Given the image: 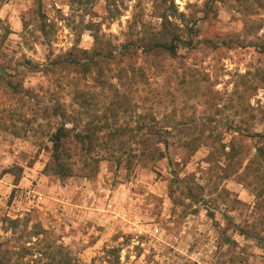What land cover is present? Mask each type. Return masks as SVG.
<instances>
[{
	"label": "rangeland",
	"instance_id": "rangeland-1",
	"mask_svg": "<svg viewBox=\"0 0 264 264\" xmlns=\"http://www.w3.org/2000/svg\"><path fill=\"white\" fill-rule=\"evenodd\" d=\"M168 33L192 45L142 52ZM106 121L133 131L72 139L73 175L44 171L61 124ZM263 125L264 0H0V264H264V201L224 171L231 146L256 152L236 127ZM25 188L46 200L18 213Z\"/></svg>",
	"mask_w": 264,
	"mask_h": 264
},
{
	"label": "trees",
	"instance_id": "trees-1",
	"mask_svg": "<svg viewBox=\"0 0 264 264\" xmlns=\"http://www.w3.org/2000/svg\"><path fill=\"white\" fill-rule=\"evenodd\" d=\"M41 19V30L45 32V16L40 13ZM163 18V24L168 21V18L166 16ZM165 27V26H164ZM191 46V41H183L180 39L179 36H177L175 33H168L164 34L161 39L152 38L150 39L145 45H143L144 50L142 52H153L158 50H163L170 55H175L178 52L179 46ZM131 49H134V46H131L129 44H125L122 46L121 51L118 55L124 56L126 55ZM138 50V48H135V51ZM82 53L88 54L89 51L83 50ZM113 51H110L107 54H102L101 52H96L95 54L98 57H108L112 56ZM70 56H73V53H69ZM74 63V62H73ZM71 63V64H73ZM111 111L114 110L113 118L114 120L118 117V113L121 110L120 106L116 107L115 109H111ZM62 118H65V114L61 115ZM107 117H105L106 119ZM129 127H121L118 125H114L113 127L111 125H107L104 123V126L99 127L98 130H95L93 132H89L86 134H78L74 133L72 134V130L67 129L65 127V123L61 124L60 127L57 128V130L53 133L51 136V143H52V155L50 162L47 164L45 168V172L51 175H57L59 177H68L72 176L74 173L73 169V163L72 162V156L66 155V144L73 139V141L77 142L81 145L82 150H84L87 154L91 153L93 150H95L98 146L101 145L100 138L98 137V132L107 131L109 132L110 137L107 139V143L105 145L107 146V150H113L112 147H110V142L113 143L114 140L120 136L126 135L128 132H132V129H128ZM235 131L240 135L244 137H248L250 139H254L256 142V152L251 157L246 165L243 167L244 164V157L242 156V152H234L235 149L233 146H231V151L228 153H225L227 155V159L230 161L228 163V166L230 170L225 169L227 176H234L237 175L239 180L245 184L247 187H249L252 190V193L254 194L257 202L264 201V125L262 131H255V130H245L241 127H236ZM137 145V149L134 150L132 154H135L134 156L142 157L148 160V158L151 159H161L164 158V151L159 148L160 142L153 143L149 139H140L139 141H136L135 144ZM153 144V145H152ZM165 145V149L169 147L168 141L163 142ZM188 148L193 147V143H188ZM199 146L191 148V151L194 152L197 150ZM133 150L132 148H130ZM139 152V154H137ZM124 154V153H123ZM158 154V156L156 155ZM92 158V157H90ZM95 158V157H93ZM87 161V160H86ZM84 161V162H86ZM86 164V163H85ZM240 169H243L242 173H240ZM240 173V174H239ZM188 196L194 198L197 200L196 197L192 195V192L189 191ZM236 230L239 232V234L244 236H249L247 231L242 228L239 224L233 223Z\"/></svg>",
	"mask_w": 264,
	"mask_h": 264
},
{
	"label": "built area",
	"instance_id": "built-area-1",
	"mask_svg": "<svg viewBox=\"0 0 264 264\" xmlns=\"http://www.w3.org/2000/svg\"><path fill=\"white\" fill-rule=\"evenodd\" d=\"M23 197L29 202L28 209L32 208L34 205H41L46 200L45 196L42 193H40L38 190L25 188L21 192V195L19 196L15 195L12 199L13 209L14 211L16 210V212L18 213L22 210L20 203Z\"/></svg>",
	"mask_w": 264,
	"mask_h": 264
}]
</instances>
